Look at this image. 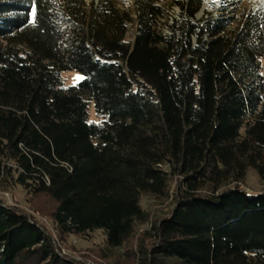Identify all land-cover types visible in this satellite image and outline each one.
<instances>
[{
	"label": "trees",
	"instance_id": "1",
	"mask_svg": "<svg viewBox=\"0 0 264 264\" xmlns=\"http://www.w3.org/2000/svg\"><path fill=\"white\" fill-rule=\"evenodd\" d=\"M203 2L0 0V191L135 264H264V190L239 184L264 182V2ZM143 194L171 207L128 246ZM0 264L77 263L0 197Z\"/></svg>",
	"mask_w": 264,
	"mask_h": 264
},
{
	"label": "rangeland",
	"instance_id": "2",
	"mask_svg": "<svg viewBox=\"0 0 264 264\" xmlns=\"http://www.w3.org/2000/svg\"><path fill=\"white\" fill-rule=\"evenodd\" d=\"M235 1L236 0H204L200 11L196 14V18H199L205 12L214 11V7L222 4L229 5ZM258 1L264 2V0H250L253 4H256ZM173 12H176V9H174ZM61 77L63 87L66 88L79 83L83 75L74 69H68L61 72ZM88 120L89 122L99 121L92 103L88 106ZM239 184L249 193H258L264 190V182L260 180L258 175L251 168L246 171L245 178ZM0 197L8 205L16 207L32 216L51 234L60 252L66 257L74 260L77 264H135L130 255H125V253H123V249L119 252H105L104 234L101 230H95L84 236H69L65 240H62L54 229L52 221L49 219V214L54 207V203L45 196H34L26 199L24 193L20 189H13L0 191ZM170 199L169 197L164 199L155 198L147 194L141 196L140 205L142 209L148 213L149 217L145 223L136 226L128 246L135 244L142 232L149 228L150 222L168 212L171 207Z\"/></svg>",
	"mask_w": 264,
	"mask_h": 264
},
{
	"label": "snow or ice",
	"instance_id": "3",
	"mask_svg": "<svg viewBox=\"0 0 264 264\" xmlns=\"http://www.w3.org/2000/svg\"><path fill=\"white\" fill-rule=\"evenodd\" d=\"M31 14H32L33 18H35L37 16V9H36V4L35 3L33 4L32 13ZM81 79H82V77H81Z\"/></svg>",
	"mask_w": 264,
	"mask_h": 264
}]
</instances>
